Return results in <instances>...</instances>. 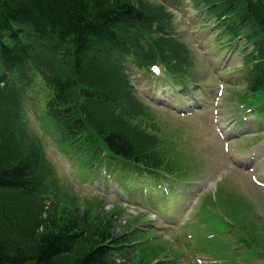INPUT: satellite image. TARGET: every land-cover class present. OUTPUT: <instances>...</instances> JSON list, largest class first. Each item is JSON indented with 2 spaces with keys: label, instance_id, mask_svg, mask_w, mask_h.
<instances>
[{
  "label": "trees",
  "instance_id": "16d2710c",
  "mask_svg": "<svg viewBox=\"0 0 264 264\" xmlns=\"http://www.w3.org/2000/svg\"><path fill=\"white\" fill-rule=\"evenodd\" d=\"M226 1L234 8V3L239 0ZM151 14L154 17L156 12L135 6L130 0H0V68L18 66L24 69L31 60L44 64L46 60L39 59L50 52L62 57L63 64L71 61V78L79 81L80 77H74V74L87 72L86 66H82L87 61L85 57L91 53L96 52L93 57L107 61L118 54L130 53L131 42L126 40L121 28L137 33L132 39L136 44L141 37L139 30ZM240 16L239 24L246 19L245 15ZM11 20H27L33 25ZM258 24L257 28L264 29V19ZM26 26L34 31L31 44L36 49L33 54L31 44H24L31 41L28 34L22 35L19 30V34L9 36L11 31ZM262 65L264 62L254 70V85L264 81ZM64 71L51 75L55 93L49 102L50 112L68 137L82 138L89 115L82 114L80 107L66 101L72 98L76 102L80 98L82 103L79 104H83V108L89 100L105 105L116 99L122 87L117 90L109 85L106 91L84 88L77 94L75 86L78 82L62 74ZM98 132L113 154L119 157L139 162L148 156L139 149L141 145L136 138L121 128L105 127ZM6 135L0 131V264H116L112 250H125L128 239L125 235L114 237L116 224L113 218L91 221L94 218L90 219V214L79 207L60 212L61 216L48 214L45 219H33L29 213H23L22 218L16 216L11 206L13 200L2 188L34 191L41 197L48 186L47 171L39 152H20L12 148L15 134ZM32 170L36 174L26 183L25 174Z\"/></svg>",
  "mask_w": 264,
  "mask_h": 264
},
{
  "label": "rangeland",
  "instance_id": "374dc122",
  "mask_svg": "<svg viewBox=\"0 0 264 264\" xmlns=\"http://www.w3.org/2000/svg\"><path fill=\"white\" fill-rule=\"evenodd\" d=\"M131 1H133L135 5H143V7L147 11H153L155 5H159L158 3L160 2L158 0ZM253 6H255L256 9L260 11V15L258 16L264 17V3L262 4L261 0H255ZM151 26L154 28L155 31L161 30V32H163L162 28H159L158 23H154ZM261 33L262 35H264L263 31ZM163 34L164 36H161L157 33V35L152 36V38L157 44L160 52H162L160 55L164 54L163 56L172 57L174 55V48L173 46H171V43H169L166 39L168 37L165 35L164 32ZM226 47H228V45ZM205 50L208 51V48ZM181 65L184 69V72H188L190 77L192 76L193 79L199 81L204 86H206V83H209L211 85H217L218 82L221 80H226L229 82L232 79L230 73H221V78L217 77V75H214V71H211L208 68V54H203L202 49H199V51L196 50V52L191 55L188 64L185 65L184 63ZM241 65L242 64L237 63L236 66L240 67ZM114 68L109 69V74L106 76H103L104 72H98L97 70L92 71V73L89 75V78L92 80L91 86L93 88L96 87L97 90L106 91L108 88H110L109 85L115 84L116 82V79H114L113 76L118 75L125 80L123 84H120L122 87L121 93L118 92L116 94V99L121 104L122 109L125 105L129 103V100H133L137 97L142 100H145L142 95V90L140 89V84H142L143 76L138 77L139 81H137V79L132 78L133 76L137 77L139 75L140 69H136L135 73H133L128 67V73L130 75V78L132 79H127L126 75L122 71H120L118 68ZM223 70L224 69H222L221 71ZM233 70H236V68H233ZM197 78H202L205 82L200 81ZM153 85L154 83L148 85V88H151V86ZM187 85L190 86L188 82ZM242 87L243 85L237 86L236 84H234V86H231L232 91L228 96H231L235 103L238 101L235 98L236 94H240L241 92H243ZM125 94L129 96L125 97ZM15 95L17 96L19 94L15 93ZM202 98H204V96H202ZM6 100L7 98L5 97V95L0 94V101L3 106V115L5 114L6 108L8 106L6 114L0 118L5 119V122L7 123V121L11 122L7 115L11 114L12 109L10 103H6ZM97 109L103 110L104 112H96V115L91 120L94 126L97 123H102L104 125H107L108 127L109 125L115 122L114 120L118 121L120 118V116H115L114 113H107V111L101 108L100 106H97ZM156 109L153 105L151 106L150 104H137L134 107L135 111H138L140 113L142 112V114L134 120L137 125L145 126L144 130H142V135L137 134V131L128 129L126 124L124 125L123 123H121L120 126H122V128L124 129V132L136 138L137 141L147 139L153 135L162 134L164 125L170 124L174 127L176 126L178 136L182 141H185L187 139H193L195 143H197L200 147L204 149L203 152L205 153V156L203 157V160L208 163H212L214 161L212 165L217 164L216 167L219 169L217 173H211L213 168L210 167V169H207L204 173H202V175H200L198 180L205 176L211 175H213V179H215L217 176H219L218 174L220 172V169L224 165L227 166L225 168H222L223 170H226V168H230L233 170L231 165L227 164V161H222L220 163V161H218L217 154L209 150L207 142L203 140L204 132L202 131L201 127L194 123V121L190 119L183 120L177 117L176 115L174 116L165 112L162 113L161 111H158ZM27 127V130L29 131L27 139L31 141L38 138L42 142L44 149H46L48 158L53 160L52 151H55V149L52 147L50 139L45 134V131L42 133V130L39 131L36 127L32 125V123H30V125ZM95 133L96 130L92 129L91 136H93ZM20 148L24 151H29L31 146H27L26 148L24 145H22ZM199 157L198 159L202 158L201 155H199ZM174 159L176 158L174 157ZM182 159L183 158L180 159L179 163H181ZM194 164L195 161H193L191 158H188L184 165L185 168L188 169L195 166ZM222 172H220V174H222ZM218 180L219 179H217V181ZM231 180L232 176L226 175L222 182H213L210 186V189L201 196V201L198 207L199 210L198 212L193 213L192 215L193 221L200 222L201 224H203V227L201 229L196 230L197 243L199 244V247L197 245H194L192 250L190 249L189 251V241L183 237L175 239L174 241H170V238L168 239L164 237L161 240L158 239V241L155 242L154 245L162 248L167 247L169 244L171 245V247L169 249L167 248L165 251V254L167 256L164 260L166 262L170 261L169 264H199L197 261V257L199 256L198 258L200 260H204L203 264H238L234 259L232 253L235 246L223 245L221 238L224 232L231 231L229 236L247 237L249 235H258L256 239L264 240V213L260 214L264 209V207H262V197H264V191L261 190L263 188H255L254 185L251 184L249 179H246L245 176L243 177L238 173H236V176L233 178V182L238 184H232ZM217 185L219 187H217ZM66 192L71 194L75 198L78 197V204L73 203L74 207L83 206L82 204H85L86 202L94 201V203L101 202L105 211L110 212L112 211V209L122 210V213L124 214L122 215V213H120L117 218L115 217L116 223L118 224V227H116L117 232L121 229L119 225L128 222L130 223L134 220L137 222L140 220L141 217H145L135 210L134 212H132V208H124L119 202H112L116 201L115 199H111V202L109 200H104L102 195H99L97 192L91 191L90 189H84L83 191L82 189L70 190ZM256 195H260L261 197H257ZM61 200L63 201V204L67 203L64 201V199ZM209 203H213L214 208L210 209L208 205ZM38 211H43V205H41V202H38L37 205L34 202L29 205L28 213L33 219L35 218V212ZM130 213L133 215H131ZM226 221H229L231 224L226 223ZM140 227L143 229L146 228V226L142 225ZM210 235L213 238H210ZM179 256H183V260L185 261L179 260ZM252 264H264V260L259 259L257 262H254Z\"/></svg>",
  "mask_w": 264,
  "mask_h": 264
},
{
  "label": "bare ground",
  "instance_id": "6f19581e",
  "mask_svg": "<svg viewBox=\"0 0 264 264\" xmlns=\"http://www.w3.org/2000/svg\"><path fill=\"white\" fill-rule=\"evenodd\" d=\"M11 21L13 23H21V24H25V25L26 24L33 25L30 21H27V20H25V22L24 21L21 22L19 20H14V21L11 20ZM124 30L125 29L123 28V31ZM115 107H116V110L119 112L120 118H132V119H135V118H138L142 114V112L140 113V112L134 110V105L131 102H129L127 105H125L123 107V109H122V106H121V104L119 102L115 103ZM123 114L125 115V117H124ZM130 121H132V120H130ZM130 121H128V123ZM9 129H11V125H8V126L5 125L4 120L0 119V131L3 134H7ZM35 174H36L35 170L27 172V175L25 174V182L29 183L31 181V179L34 177ZM33 183H34V185H37L36 182H33ZM3 190L6 192V195H8L9 198H11L13 200L12 203H11V206H12V208L14 210V213L19 218H22L21 216L23 215V213H25V214L28 213L29 205H31L33 203V201L37 197V194H35L34 191L33 192H30V191H27V190L20 191V190H15L12 187H10L9 189H8V187H5V188L3 187L2 191Z\"/></svg>",
  "mask_w": 264,
  "mask_h": 264
}]
</instances>
